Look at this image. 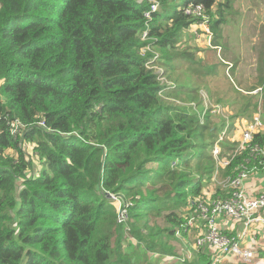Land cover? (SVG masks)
Instances as JSON below:
<instances>
[{"label": "trees", "instance_id": "obj_1", "mask_svg": "<svg viewBox=\"0 0 264 264\" xmlns=\"http://www.w3.org/2000/svg\"><path fill=\"white\" fill-rule=\"evenodd\" d=\"M232 2L0 0V264H136L140 250L176 255L171 239L189 234L201 201L230 197L227 181L243 170L264 172V128L245 150L238 131L256 115L264 122V58L250 84L218 53L212 66L173 51L205 19L218 37ZM190 3L204 17L188 15ZM146 44L155 51L142 53ZM183 65L199 80L183 78ZM221 71V96L212 100L205 90L211 105H228L223 126L214 127L213 106L200 94L206 76ZM216 144L228 164H219ZM109 192L129 203L127 225L118 223ZM126 230L144 246L134 255Z\"/></svg>", "mask_w": 264, "mask_h": 264}, {"label": "rangeland", "instance_id": "obj_2", "mask_svg": "<svg viewBox=\"0 0 264 264\" xmlns=\"http://www.w3.org/2000/svg\"><path fill=\"white\" fill-rule=\"evenodd\" d=\"M232 1V6L222 11L224 12L226 20L221 24V34L218 37L214 34L213 30L210 29V25L209 23H207V21H205L204 24L202 22L193 23L189 32L190 34L185 32L181 36V40L177 43V47H175L173 51H177L178 53L182 54H190L191 59L208 58L212 66L216 65L221 57H223V59L237 62L236 76H242V78L247 79L248 83L255 84L258 78L257 67L260 64V58H264V0ZM193 34L195 36L193 38L194 41H190V35ZM215 37L218 44L213 43ZM213 48H216L217 51ZM154 51L155 48L151 47V52ZM217 53L220 58L218 57ZM179 68L180 70L177 71L182 72L183 78L199 80L197 75L194 74L191 69L186 68L185 65ZM213 74V72L209 73L206 76V81H202L204 87L200 95L201 97L202 95L204 96L205 104L207 107L213 106V108L211 109V114L213 115L210 117V121L214 127H218L219 125L223 126L221 122V116L223 115V112L226 114V108L228 107V105H223V103L221 102H219L221 105L217 103H213V105H211V99H218L221 96L220 92L223 91V89L220 87V84L224 82L222 78L223 71L217 74V76H213ZM206 83L212 90V96L207 89ZM205 90L208 92L211 99ZM219 109L221 110V114H219ZM228 112L231 113L232 109L230 108V111ZM201 118L202 120H205V115H201ZM230 124L231 120L226 119L225 127L221 132L222 136L226 132H228ZM244 126L245 125L243 123H240V126L238 127L239 135H241ZM224 136L222 139L219 136L218 141L223 140ZM216 145H218V147L220 148L219 144ZM224 160L226 159H218L219 164H221V162H223ZM260 174H262L261 171H259L258 173L253 172L247 179H245L244 189L246 192L249 191L248 189H246V181L249 180L250 177ZM159 223L161 225L166 224V222L161 218L159 219ZM252 227H258L259 230L264 228L257 225H253ZM126 235V237H128L133 245V248L131 249L132 255H134V252L136 251L135 247L136 249H140L142 247L144 248V246L140 245L136 238L132 236L129 230H126ZM177 236L181 237L182 235L178 234ZM247 240H249V236L245 237V241ZM176 241L179 242L177 238L171 239L174 247H176ZM179 249L181 250L180 247ZM136 264H138V262Z\"/></svg>", "mask_w": 264, "mask_h": 264}, {"label": "built area", "instance_id": "obj_3", "mask_svg": "<svg viewBox=\"0 0 264 264\" xmlns=\"http://www.w3.org/2000/svg\"><path fill=\"white\" fill-rule=\"evenodd\" d=\"M158 7L159 4L155 1L152 10H158ZM202 8L203 7L200 5L194 6L193 4H189L186 8V13L190 16L201 17L203 16ZM150 14V12L145 13L147 17H150ZM205 21H207V19L202 21V23L204 24ZM142 40L144 42L148 40L147 29L142 35ZM147 50H151L148 44L142 48V53H146ZM159 55L158 52H155V58ZM153 66L158 70H162V68L158 67L156 64ZM9 125L12 127V132L14 134L19 132V122L17 123V121H15L9 123ZM262 128H264V122L260 115H256L252 121L246 122L241 132L240 149H247L254 138V133ZM221 134L220 138L222 139L225 134L223 136ZM257 148L256 146L254 150ZM219 150L220 148L216 145L214 149L216 157L219 154ZM228 162V160H224L221 164L226 165ZM248 177V172L243 170L236 178L227 181L226 185L233 188L230 197L213 201L203 200L198 205V214L201 220H203L202 224L205 227V231L197 236L195 241L196 246H210L215 250L213 264L220 262L229 255L239 257V260L242 261L243 264H253L255 251L249 247L242 246L240 240L250 235L253 225L264 227V191H258L253 194L247 193L244 189V181ZM109 196L117 206L118 223L127 225L129 222V203L119 195L109 192ZM220 217H225L228 220L241 221L244 225L241 238L225 234L218 221ZM192 223L193 218H190L188 224L192 225ZM255 229H258V227Z\"/></svg>", "mask_w": 264, "mask_h": 264}, {"label": "crops", "instance_id": "obj_4", "mask_svg": "<svg viewBox=\"0 0 264 264\" xmlns=\"http://www.w3.org/2000/svg\"><path fill=\"white\" fill-rule=\"evenodd\" d=\"M242 77V76H240ZM246 189L249 193H255L257 191H264V172L260 175L250 177L246 181ZM208 193V192H206ZM222 231L227 235H232L236 238H241L244 225L241 221L228 220L225 217L218 219ZM203 220L197 215L193 217V226L188 231L186 236H177L176 255H160L157 253H149L146 250H140L136 255L137 262L139 264H149L150 259L152 264H210L212 256V264L214 263L215 250L212 248H198L196 246V238L198 235L205 231L203 226ZM249 240L245 241V238L240 240L242 246L249 247L255 251L253 264H264V228L263 229H251ZM175 244V243H174ZM181 248V250L179 249ZM216 264H243L239 261L237 256H226L220 262Z\"/></svg>", "mask_w": 264, "mask_h": 264}, {"label": "clouds", "instance_id": "obj_5", "mask_svg": "<svg viewBox=\"0 0 264 264\" xmlns=\"http://www.w3.org/2000/svg\"><path fill=\"white\" fill-rule=\"evenodd\" d=\"M154 3V2H153ZM159 8V7H158ZM240 137H241V135H240ZM215 155V154H214ZM258 192V191H257ZM110 197V196H109Z\"/></svg>", "mask_w": 264, "mask_h": 264}]
</instances>
